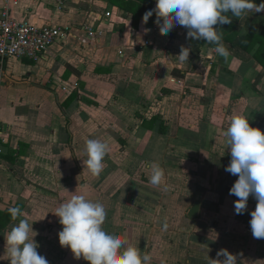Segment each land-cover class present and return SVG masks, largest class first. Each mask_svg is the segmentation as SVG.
I'll return each instance as SVG.
<instances>
[{
	"label": "crops",
	"instance_id": "obj_1",
	"mask_svg": "<svg viewBox=\"0 0 264 264\" xmlns=\"http://www.w3.org/2000/svg\"><path fill=\"white\" fill-rule=\"evenodd\" d=\"M8 1L19 20L70 33L38 61L7 60L0 74V211L19 206L26 214L0 228V264H10L4 237L20 219L33 224L48 264H87L60 246L53 214L80 185L104 205V230L138 246L151 264H209L221 249L236 264H264V239L253 238L249 224L256 201L250 196L236 214L238 198L229 195L238 177L224 170L231 157L223 135L233 113L264 132V68L241 50L264 27V12L230 13L238 35L223 42L225 61L215 53L209 60L213 48L187 38L183 26L162 36L106 0ZM88 29L102 34L90 38ZM182 45L191 48L184 62L176 57ZM89 139L108 144L98 176L83 171ZM206 153L223 179L197 173ZM150 162L164 169L159 186L149 181ZM185 173L197 175L186 181Z\"/></svg>",
	"mask_w": 264,
	"mask_h": 264
},
{
	"label": "clouds",
	"instance_id": "obj_2",
	"mask_svg": "<svg viewBox=\"0 0 264 264\" xmlns=\"http://www.w3.org/2000/svg\"><path fill=\"white\" fill-rule=\"evenodd\" d=\"M155 5V9L144 13L142 26L154 14L155 24L162 36L168 35L177 26H183L187 30V38L216 45L208 52L209 60L214 59L213 53L225 61L230 56L222 42V32L214 27L232 22L227 13L242 17L250 11L264 12V2L257 5L254 0H155ZM144 31L148 33L150 29L145 28ZM190 51L191 48L182 45L176 57L180 62L187 61ZM223 135L227 138L231 157L224 170L238 177L229 190V195L238 198L234 202L235 212L243 214L247 211L251 196L256 201L255 209L250 212L252 236L264 239V132L251 127L246 116L233 113L228 117V127ZM107 151V143L98 139L87 140L83 171L98 176L104 168ZM148 172L150 183L159 186L164 179V169L159 163L150 162ZM79 188L81 194H76V191L71 193V198L60 203L53 213L62 226L58 233L60 246L68 248L75 258H83L87 264H151V256L142 254L138 246L126 244L121 237L104 230V205L88 198L87 185H80ZM7 211L13 220L26 215L19 207H10ZM36 235L33 224H29L27 219H20L6 231L5 255L10 264H48L47 259L37 251ZM208 262L236 264V256L227 249H221L217 258L208 257Z\"/></svg>",
	"mask_w": 264,
	"mask_h": 264
},
{
	"label": "built area",
	"instance_id": "obj_3",
	"mask_svg": "<svg viewBox=\"0 0 264 264\" xmlns=\"http://www.w3.org/2000/svg\"><path fill=\"white\" fill-rule=\"evenodd\" d=\"M89 31L90 38L101 35L99 29ZM69 29L58 26H38L19 20L12 14L9 1L0 14V74L7 60L30 59L38 61L54 44L69 35Z\"/></svg>",
	"mask_w": 264,
	"mask_h": 264
},
{
	"label": "trees",
	"instance_id": "obj_4",
	"mask_svg": "<svg viewBox=\"0 0 264 264\" xmlns=\"http://www.w3.org/2000/svg\"><path fill=\"white\" fill-rule=\"evenodd\" d=\"M111 6L117 7L122 11H125L132 15L133 24L138 25L142 19L144 13L149 10H153L155 0H106ZM259 5L264 0H254ZM230 18V13H227ZM156 20L155 14L149 19L148 26H154ZM222 32V42L233 44L237 38L236 26L232 23L226 25L214 26ZM230 28V32H227L224 28ZM211 48L216 45L209 44ZM241 50L247 54L253 53V59L264 68V27L257 25L254 30L248 34L242 45ZM78 95L73 94L71 100L76 98ZM19 207V206H17ZM21 209V207H19ZM19 218L17 217L18 220ZM14 221L8 212L0 211V228H5L10 222Z\"/></svg>",
	"mask_w": 264,
	"mask_h": 264
},
{
	"label": "rangeland",
	"instance_id": "obj_5",
	"mask_svg": "<svg viewBox=\"0 0 264 264\" xmlns=\"http://www.w3.org/2000/svg\"><path fill=\"white\" fill-rule=\"evenodd\" d=\"M224 125H225V127H228V121L225 122ZM199 157H200V159H201V161H202V163H200V165H199V169H198V171H197V173L200 174V177H202V178H204L205 180H207V179H208V174L210 173L211 176L215 177V178L218 179V180L223 179L224 176H222L221 172H220V171H216V170L214 169V166L210 163V160L208 159V158H209V154H208V153H206L205 155L199 156ZM177 159H179L178 154H173V155H170V156H169V160H170V162H172V163H174V164L177 163ZM178 163H182V162L179 161ZM169 172H170L173 176H175V175L177 174L176 169H174V170H170ZM197 173H196V174L185 173L186 176H184L183 179H186V181H187V180H189L191 177L196 176ZM179 176H180V174H179ZM188 194H189V193H188Z\"/></svg>",
	"mask_w": 264,
	"mask_h": 264
},
{
	"label": "water",
	"instance_id": "obj_6",
	"mask_svg": "<svg viewBox=\"0 0 264 264\" xmlns=\"http://www.w3.org/2000/svg\"><path fill=\"white\" fill-rule=\"evenodd\" d=\"M200 203L199 202H195L194 204H193V207H192V209L190 210V212H189V217L190 218H192V219H196L197 218V215H198V213H199V211H200Z\"/></svg>",
	"mask_w": 264,
	"mask_h": 264
}]
</instances>
